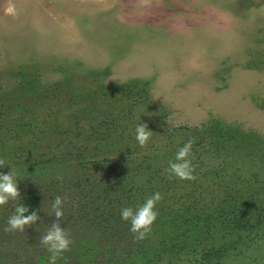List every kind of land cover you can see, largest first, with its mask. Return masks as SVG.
<instances>
[{
	"label": "rangeland",
	"instance_id": "obj_1",
	"mask_svg": "<svg viewBox=\"0 0 264 264\" xmlns=\"http://www.w3.org/2000/svg\"><path fill=\"white\" fill-rule=\"evenodd\" d=\"M12 3L14 15L3 12L7 3L0 4V159L5 161L0 172L17 170L20 194L24 186L51 192L39 209L41 221L54 219L46 212L60 190L55 183L67 169L51 165L52 157L69 147L48 130L68 128L75 120L82 137L71 144L94 147L96 142L84 136L109 110L99 96L105 87L147 82L144 96L118 117L120 129L109 142L140 146L134 126L145 122L153 132L145 145L154 147L157 163L175 160L178 149L191 140L186 158L195 161L192 168L202 162L218 167L220 162L206 161L220 155L207 140L192 148L206 126L236 127L264 140V0ZM241 155L232 162L242 161L246 175L257 170L264 175L262 157ZM51 181L55 185L48 188ZM45 227H31L35 241L25 237L27 228L8 231L12 235L0 248V263L13 264L4 258L11 247L21 245L13 254L22 251L26 258L43 253L39 234ZM258 254L253 256L264 259L262 251ZM167 262L168 257L163 264ZM222 264L244 263L234 256Z\"/></svg>",
	"mask_w": 264,
	"mask_h": 264
},
{
	"label": "flooded vegetation",
	"instance_id": "obj_2",
	"mask_svg": "<svg viewBox=\"0 0 264 264\" xmlns=\"http://www.w3.org/2000/svg\"><path fill=\"white\" fill-rule=\"evenodd\" d=\"M132 81L137 83L134 97L127 98L122 91L115 90L118 94L111 96L115 102L113 106L102 93L116 87H105L99 93L105 103L108 102L109 110L105 111L100 124L91 125V134L84 136L96 142L94 147H74L71 144L73 139L82 137L75 120L68 128L48 130L57 132L69 144L68 149L54 155L51 161L53 166L66 165L67 168L62 179L55 183L60 187L55 194L62 198V206L68 209L60 223L71 240L69 250L58 257L56 264H96V260L100 264L109 260L107 264H163L166 257L167 264H222L234 256L244 264H264L263 258L253 256L259 255L260 251L264 253L263 171L257 170L255 174L250 171L246 175L242 161L237 164L232 162V158L241 154H255L264 161V140H259L256 134L243 133L236 127H228L230 130L227 132L206 126L198 131L196 136L200 138L192 148L202 146L201 142L207 140L208 146L220 155L212 154V159L206 158V161L220 162L219 166L207 168L202 162L192 168V179H180L168 170L169 163H157L154 147L127 144L121 147L109 142L111 134L120 129L118 117L129 109L130 103L144 96L147 82ZM108 113L113 115L110 120L117 121L106 134H102L104 127L99 126L108 120ZM124 131L128 133L129 129L124 128ZM251 135L256 139L248 138ZM31 147L36 146L31 144ZM88 151L90 154L85 155ZM190 163L191 167L195 165V161ZM114 169L118 173L115 176ZM96 183L97 186H94ZM55 184L51 181L47 186L52 188ZM84 185L86 190L80 188ZM27 189L41 191L43 203L44 196L51 197L47 188L24 186L21 201L29 198ZM88 191L92 192L90 196L86 195ZM153 192L161 195L155 204L157 216L144 236L138 238V233L130 231L129 221L121 219L120 211L124 207L135 209L141 205V199L145 200ZM21 201H14L9 207L0 205V248L6 247V240L13 234L12 231V234L5 231L7 218ZM85 203L90 205L85 208ZM92 204L100 206V211L91 214ZM87 212L90 215H85ZM102 216H107L106 220L112 217L108 225L104 224ZM36 222H41V219ZM27 238L34 240L36 236ZM89 242L99 250L96 255L91 256L84 249ZM73 244L80 249L74 252ZM146 245V252L141 251ZM19 247H11L4 256L5 260L13 264H36L46 252L36 258H26L20 250L18 255L13 254ZM245 248L248 251H244ZM2 259L0 256V261Z\"/></svg>",
	"mask_w": 264,
	"mask_h": 264
},
{
	"label": "clouds",
	"instance_id": "obj_3",
	"mask_svg": "<svg viewBox=\"0 0 264 264\" xmlns=\"http://www.w3.org/2000/svg\"><path fill=\"white\" fill-rule=\"evenodd\" d=\"M7 3L3 7V12L8 15H14L16 12L12 0H0V4ZM152 131L145 122L138 123L135 126V140L143 146L152 135ZM192 141L188 140L175 153L174 162H169L168 170L180 179H192V167L190 161L186 158L191 150ZM5 161L0 159V168H3ZM18 173L17 170L9 169L8 172H0V205H5L11 201H21L20 191L18 189ZM161 199L159 192H153L144 202L133 209L132 207H124L120 211L122 220L129 221L130 231L138 233V238H142L150 229L153 221L156 219L157 212L155 204ZM64 201L60 196L51 199L50 206L46 212L47 215L54 217L51 222L45 223L41 221L36 224L39 219L37 210L29 212V206L23 203H17L13 214L7 218V227L5 231L25 232V229L32 226L38 229L41 225H46L42 234H39V243L46 247L50 253L48 264H56L59 256L70 247L71 240L63 227H61L60 219L64 215ZM25 213H28L25 215Z\"/></svg>",
	"mask_w": 264,
	"mask_h": 264
},
{
	"label": "trees",
	"instance_id": "obj_4",
	"mask_svg": "<svg viewBox=\"0 0 264 264\" xmlns=\"http://www.w3.org/2000/svg\"><path fill=\"white\" fill-rule=\"evenodd\" d=\"M137 87V83H135L134 81H132V82H129L128 84H126L125 86H118V87H116L114 90H112V89H108V92H103L102 93V95H103V97L104 98H106V99H112L111 98V96H115V95H117L118 93L116 92V91H122V94L123 95H125L127 98H131V97H134V89ZM116 90V91H115ZM127 100H129V99H127ZM111 103V105L112 104H115V102L114 101H110ZM113 106V105H112ZM109 114V116L107 117V119L108 120H106L104 123L102 122V125L101 126H99V127H104V130L102 131V134H106L110 129H111V127H113V124H114V122H116L117 120H110V118L111 117H113V115L111 114V113H108ZM227 132L230 130L228 127H227ZM248 138H250V139H252V140H254V139H256L255 138V136L254 135H251V136H248ZM89 181V180H88ZM96 181V180H95ZM97 184L98 183H96L94 186H97ZM89 186V185H88ZM84 187H86L85 185L84 186H80V188H84ZM85 190L87 189V188H84ZM26 193H27V196L29 197L28 199H25V201H21L20 203H23V204H26V205H28L29 206V212H31L32 210H37V212H38V209H40V206H43V199H42V197H41V194H42V192L41 191H39V190H35L34 189V191H32L31 189H27L26 190ZM90 193H92V192H87L86 193V195L88 194V196H90ZM84 197H85V199H86V197L87 196H85L84 195ZM144 202V200L143 199H141L140 200V204H142ZM40 205V206H39ZM85 208H87L90 204H87V203H85ZM16 206V205H15ZM15 206L13 207V211L15 210ZM92 207H93V211H90V213L92 214V212H93V214H95V213H97V212H99L100 211V209H101V207L100 206H97V205H95V204H92ZM86 210V209H85ZM88 211H89V209H88ZM90 213L89 212H87L85 215H90ZM28 213H25V215H27ZM103 215V214H102ZM91 218V217H90ZM102 221L103 220H105L104 222V224H106V225H108L109 224V220L112 218V217H110V218H108L109 220H106L107 219V216L105 217V216H102ZM31 227L32 226H30V227H28L27 228V230H26V232H25V236L26 237H34V235L33 234H30V229H31ZM147 246L148 245H146L145 247H143V248H141L140 250L141 251H143V252H146V250H147ZM73 247H74V252H76L77 251V249H80V248H76V244H73ZM84 249H86V250H88V253L91 255V256H93V255H96L97 254V252H99V250L96 248V246L95 247H93L92 246V243L91 242H89L86 246H85V248ZM45 253H44V257L40 260V261H38L36 264H48V257H49V255H50V253H48V251H47V249L45 248ZM73 252V253H74ZM105 254H107V253H105ZM95 263L96 264H100V262L99 261H95ZM107 263H110V260L108 261V262H106L105 264H107ZM77 264H80V263H77Z\"/></svg>",
	"mask_w": 264,
	"mask_h": 264
}]
</instances>
